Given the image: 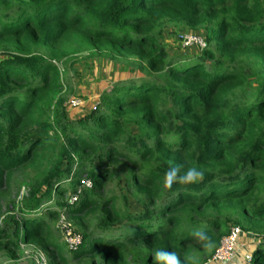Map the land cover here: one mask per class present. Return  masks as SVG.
I'll return each mask as SVG.
<instances>
[{"label": "trees", "instance_id": "1", "mask_svg": "<svg viewBox=\"0 0 264 264\" xmlns=\"http://www.w3.org/2000/svg\"><path fill=\"white\" fill-rule=\"evenodd\" d=\"M170 25L206 46L169 55ZM81 52L144 75L72 119L60 66ZM173 164L203 179L165 188ZM1 221L0 255L31 246L47 264H153L157 249L203 264L234 225L264 264V0H0Z\"/></svg>", "mask_w": 264, "mask_h": 264}, {"label": "rangeland", "instance_id": "2", "mask_svg": "<svg viewBox=\"0 0 264 264\" xmlns=\"http://www.w3.org/2000/svg\"><path fill=\"white\" fill-rule=\"evenodd\" d=\"M193 33L194 32L190 30L183 28L179 29L170 25L166 27L161 42L171 56H179L180 54H189L191 56L200 52L203 47L196 44L184 46L181 36L183 34ZM201 38L204 39V36L202 35ZM71 61V64L60 66V70L62 78L65 81V88L62 92L65 99L64 108L72 119H76L94 110L98 104L102 102L103 94L111 91L116 82L128 79L132 76L139 77L144 75L142 70L130 65L129 62H134L133 59L116 60L106 56L94 55L91 52H81L75 55ZM154 76L155 75H153V77ZM74 100L78 102L75 105L73 104ZM26 191L27 188L22 187L19 192L15 193L18 201ZM55 199H57V197ZM129 200L132 211L137 212L142 209L141 204L134 196H130ZM13 213V208H4V217L10 216ZM3 224V221H1L0 226ZM60 226L64 228L62 234L63 238L69 242L74 241L73 239L76 238L75 234H73L75 228L72 227L69 220L62 218ZM242 236L243 241L238 244L234 256L222 262V264H249L252 249L254 248V240L245 233ZM1 255L0 259L2 264H33L35 261L47 264L45 254L35 250L31 246H24L23 253L17 257L11 258L4 254Z\"/></svg>", "mask_w": 264, "mask_h": 264}, {"label": "clouds", "instance_id": "3", "mask_svg": "<svg viewBox=\"0 0 264 264\" xmlns=\"http://www.w3.org/2000/svg\"><path fill=\"white\" fill-rule=\"evenodd\" d=\"M181 165L173 164L165 172L163 176V186L170 189L174 183L180 185H189L198 183L203 179L204 173L196 167H188L181 172ZM192 238L202 247L211 251L214 243L209 233L203 228L190 233ZM259 242V241H258ZM153 264H183L182 260L175 251L167 249H157L151 253Z\"/></svg>", "mask_w": 264, "mask_h": 264}, {"label": "built area", "instance_id": "4", "mask_svg": "<svg viewBox=\"0 0 264 264\" xmlns=\"http://www.w3.org/2000/svg\"><path fill=\"white\" fill-rule=\"evenodd\" d=\"M182 43L184 46L189 45H200L202 47L206 46V42L204 39L201 38V36L196 34H183L182 36ZM78 102L74 100L73 104H77ZM89 185H91L90 182H88ZM243 232L242 228L240 226L234 225L232 226L229 234H227L225 237H223L220 245L215 250L214 254L211 258H209L204 264H214V263H221L224 261L229 260L231 257L234 256L237 246H238V240ZM78 237L74 238L72 242L77 241Z\"/></svg>", "mask_w": 264, "mask_h": 264}]
</instances>
